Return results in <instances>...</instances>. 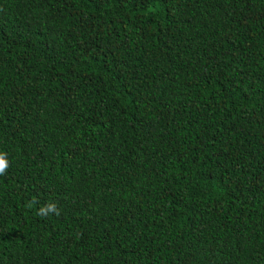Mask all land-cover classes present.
Returning <instances> with one entry per match:
<instances>
[{
  "label": "trees",
  "instance_id": "16d2710c",
  "mask_svg": "<svg viewBox=\"0 0 264 264\" xmlns=\"http://www.w3.org/2000/svg\"><path fill=\"white\" fill-rule=\"evenodd\" d=\"M0 152V264H264V0H0Z\"/></svg>",
  "mask_w": 264,
  "mask_h": 264
},
{
  "label": "clouds",
  "instance_id": "9594fccd",
  "mask_svg": "<svg viewBox=\"0 0 264 264\" xmlns=\"http://www.w3.org/2000/svg\"><path fill=\"white\" fill-rule=\"evenodd\" d=\"M9 167V162L6 158V153L0 152V176H3L6 174L7 169ZM29 207H31V204H29ZM49 213H54L59 215V210L55 203H48L41 207L37 211V215L39 216H47Z\"/></svg>",
  "mask_w": 264,
  "mask_h": 264
}]
</instances>
